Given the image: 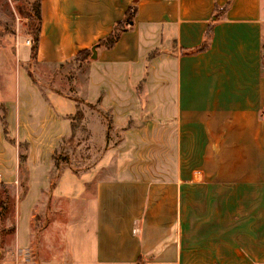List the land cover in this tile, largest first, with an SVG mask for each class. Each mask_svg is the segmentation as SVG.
<instances>
[{"label": "crops", "instance_id": "1", "mask_svg": "<svg viewBox=\"0 0 264 264\" xmlns=\"http://www.w3.org/2000/svg\"><path fill=\"white\" fill-rule=\"evenodd\" d=\"M132 5L133 28L97 46L77 83L96 140L107 111L123 143L83 172L93 243L69 247L74 264H264V0H41L37 63L71 61ZM34 89L8 105L9 131L55 146L77 105L49 93L35 116Z\"/></svg>", "mask_w": 264, "mask_h": 264}, {"label": "rangeland", "instance_id": "2", "mask_svg": "<svg viewBox=\"0 0 264 264\" xmlns=\"http://www.w3.org/2000/svg\"><path fill=\"white\" fill-rule=\"evenodd\" d=\"M34 1L0 0V115L5 108L8 114V105L13 111L11 101L25 88H36L33 91L44 98L37 99L40 105L34 102L35 116L43 114L41 106L50 100L49 93L59 95L63 103L76 104L77 109L65 116L71 121L72 135L60 138L55 146L48 139H18L11 130L6 136L0 120V264H74L69 247L79 246L90 254L93 243L91 221L84 220L93 207L94 183L83 188V172L98 162L108 146L123 142L119 141L121 130H115L107 111L92 117L107 127L106 139L96 140L98 132L90 128L85 112L91 107L85 102L83 88H77L87 75L84 63L71 60L45 65L31 60L37 26L31 10ZM30 93L27 96H35ZM31 99L26 98L27 115ZM100 175L109 173L97 177ZM81 221L83 224L73 228Z\"/></svg>", "mask_w": 264, "mask_h": 264}, {"label": "trees", "instance_id": "3", "mask_svg": "<svg viewBox=\"0 0 264 264\" xmlns=\"http://www.w3.org/2000/svg\"><path fill=\"white\" fill-rule=\"evenodd\" d=\"M31 10H32L34 18L37 21V26L33 32V43H32V47H31V54H30L31 56L30 57H31V60L37 61L39 34H40L41 23H42L41 0H35L31 4ZM136 13H137V6L136 5L130 6L128 8V10L126 11L123 19L116 22L113 31L108 36H106L105 38L99 40L94 46H96V47L97 46H103L105 48H112L115 45V43L117 42V40L119 39V37L121 36L122 32L128 31V30L133 28L134 18H135ZM212 27H213V23H211L207 29L206 38H205L204 43L200 47L193 49L192 50L193 52H199V51L206 49V47L208 45V41L210 40V37L212 35ZM92 47L81 50L72 59V61H77L79 63L87 62L91 58ZM88 105H90V104H88ZM91 107H93V106H91ZM0 120H1V123H2L3 128H4L3 129L4 134L6 136L9 135L6 108H5V110L3 109V112L0 115ZM55 163H56L57 170H59V165H58L56 159H55Z\"/></svg>", "mask_w": 264, "mask_h": 264}, {"label": "water", "instance_id": "4", "mask_svg": "<svg viewBox=\"0 0 264 264\" xmlns=\"http://www.w3.org/2000/svg\"><path fill=\"white\" fill-rule=\"evenodd\" d=\"M97 57V47L93 46L92 47V55L91 58L95 59Z\"/></svg>", "mask_w": 264, "mask_h": 264}, {"label": "built area", "instance_id": "5", "mask_svg": "<svg viewBox=\"0 0 264 264\" xmlns=\"http://www.w3.org/2000/svg\"><path fill=\"white\" fill-rule=\"evenodd\" d=\"M27 42H28V43H30V41H29V40H28Z\"/></svg>", "mask_w": 264, "mask_h": 264}]
</instances>
